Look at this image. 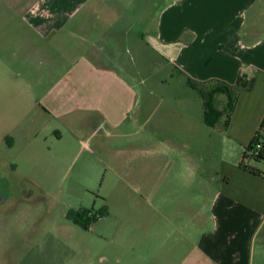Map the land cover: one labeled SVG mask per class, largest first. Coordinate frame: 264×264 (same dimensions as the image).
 <instances>
[{"label": "crops", "instance_id": "0c3cea01", "mask_svg": "<svg viewBox=\"0 0 264 264\" xmlns=\"http://www.w3.org/2000/svg\"><path fill=\"white\" fill-rule=\"evenodd\" d=\"M127 4L124 10L118 0H0L4 18L0 29L22 33L21 42L32 46L34 42L31 51L36 56L53 54L62 46V60L69 63L62 79L50 85L38 103L57 117L79 112L87 125L95 121L96 133L90 136L95 141L101 138L98 130H105L103 137L115 138L114 131L140 113L135 88L123 69L102 61H113L109 56L115 42L108 43L106 55L93 41L105 36L106 27L114 32L104 38L117 40L115 24L126 19L122 14L127 13L128 24L132 21L143 29L138 41L185 75L201 95L216 86L238 88L225 126L224 113L212 119V125L205 122L201 98V111L191 117L187 129L169 127L175 137L164 140L181 143L168 145L179 166L174 162V167H163L158 181L148 175L150 168L143 167L136 188L144 193L128 199L122 191L118 203L142 200L154 205L156 215L144 218L148 262L143 264H264V160L247 163L261 174L240 165L246 146L255 139L264 146V0H127ZM74 30L95 34L91 41L79 37L76 42L68 38L76 36ZM60 36L62 44L54 42ZM239 80L250 83V88L236 86ZM214 99V108L221 113L226 96L218 93ZM165 110L157 118L160 127L166 122ZM51 134L60 139L58 130ZM159 154L168 156L167 150ZM154 170L160 172L161 166ZM168 174L172 180H167Z\"/></svg>", "mask_w": 264, "mask_h": 264}, {"label": "rangeland", "instance_id": "374dc122", "mask_svg": "<svg viewBox=\"0 0 264 264\" xmlns=\"http://www.w3.org/2000/svg\"><path fill=\"white\" fill-rule=\"evenodd\" d=\"M118 2L124 10L129 7L127 0ZM122 15L126 19L115 24L117 40L104 38L114 30L102 24L105 36L93 41L106 55L108 43L115 42L109 56L113 61L100 60L123 69L135 88L140 113L117 128L115 138L103 137L105 130H98V141L90 139L96 133L95 121L87 125L79 112L57 117L38 103L46 89L62 79L69 63L62 60V46L53 54L36 56L31 51L34 42L27 45L21 42L22 33L0 29V264L148 262L142 234L145 214L156 215L154 205L118 202L122 191L127 198L144 193L136 188L143 167L158 181L163 167H174V162L179 166V158L169 153L171 141L164 138L175 137L169 127L190 126L191 117L201 111L202 95L185 75L138 41L143 29L132 21L128 24L127 13ZM74 33L68 37L71 41H91L95 30ZM62 40L60 36L54 42ZM164 108L166 122L160 127L157 118ZM53 130L59 131L60 139H52ZM187 145L191 147L189 138ZM163 150L167 157L159 154ZM158 165L160 172L154 170ZM167 180H172L170 174ZM83 209L103 213L85 229L71 219Z\"/></svg>", "mask_w": 264, "mask_h": 264}, {"label": "trees", "instance_id": "16d2710c", "mask_svg": "<svg viewBox=\"0 0 264 264\" xmlns=\"http://www.w3.org/2000/svg\"><path fill=\"white\" fill-rule=\"evenodd\" d=\"M240 80L238 82V85L236 86H240L246 89L250 88L251 86L250 83L244 84V83H241ZM237 91H238V88L234 89V88H229L226 86L225 87L216 86L214 90L202 92V98L204 101V120L205 122L212 125L214 121H216V118L222 115V113H224L225 120H224L223 125L225 126L229 118V113L232 111L233 105L236 101ZM218 93H224V95L226 96L225 105L221 113L216 111V109L214 108V101H215L214 97ZM212 119H214V121L211 122ZM256 142H260V141L258 139H255L253 143L246 146V149L249 150L252 147V145L255 144ZM243 156H245V152H243L242 154V159H243ZM251 160H254V161L264 160V146H262V144H261V148L257 151V154ZM240 165L243 168L251 171L252 173L261 174L257 169H254L248 165H244L242 160L240 162ZM102 213L103 212L98 213V215H93L92 210L83 209V210L76 212L75 214H72L71 219L74 223L87 229L88 224L91 223L92 221H95V219H97Z\"/></svg>", "mask_w": 264, "mask_h": 264}, {"label": "built area", "instance_id": "2783aa9c", "mask_svg": "<svg viewBox=\"0 0 264 264\" xmlns=\"http://www.w3.org/2000/svg\"><path fill=\"white\" fill-rule=\"evenodd\" d=\"M261 148V143L256 142L252 145V147L247 150L244 148L245 156H243L242 162L244 165H247V163L257 154V151Z\"/></svg>", "mask_w": 264, "mask_h": 264}]
</instances>
